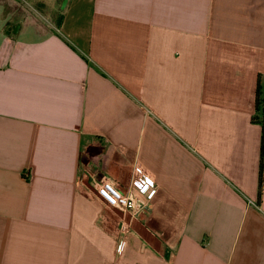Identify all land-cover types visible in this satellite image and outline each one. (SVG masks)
<instances>
[{
    "label": "crops",
    "instance_id": "0c3cea01",
    "mask_svg": "<svg viewBox=\"0 0 264 264\" xmlns=\"http://www.w3.org/2000/svg\"><path fill=\"white\" fill-rule=\"evenodd\" d=\"M63 2L7 35L0 0V264H264V0Z\"/></svg>",
    "mask_w": 264,
    "mask_h": 264
},
{
    "label": "rangeland",
    "instance_id": "374dc122",
    "mask_svg": "<svg viewBox=\"0 0 264 264\" xmlns=\"http://www.w3.org/2000/svg\"><path fill=\"white\" fill-rule=\"evenodd\" d=\"M5 3L8 24L15 27L22 24L25 27L36 28L40 35L53 33L60 20L62 0H54V4H45L44 0H2ZM3 23L0 17V25ZM28 29V28H25ZM20 37H24L23 33ZM25 37H30L29 33Z\"/></svg>",
    "mask_w": 264,
    "mask_h": 264
},
{
    "label": "built area",
    "instance_id": "2783aa9c",
    "mask_svg": "<svg viewBox=\"0 0 264 264\" xmlns=\"http://www.w3.org/2000/svg\"><path fill=\"white\" fill-rule=\"evenodd\" d=\"M82 176H85V171L82 173ZM261 176L264 178V172H262ZM134 186L140 194L145 195L148 199H151L155 194L154 183L139 167L135 171ZM96 193L98 198L109 207L120 209L131 214L136 210L134 199L124 195L111 181H102L97 184ZM122 231L124 230L122 229Z\"/></svg>",
    "mask_w": 264,
    "mask_h": 264
},
{
    "label": "trees",
    "instance_id": "16d2710c",
    "mask_svg": "<svg viewBox=\"0 0 264 264\" xmlns=\"http://www.w3.org/2000/svg\"><path fill=\"white\" fill-rule=\"evenodd\" d=\"M60 23H61V18L58 22L57 27L60 26ZM251 121L253 124L261 125L264 129V85L261 84L260 79L258 80V85L256 89L255 114L252 116ZM263 148H264V134L262 135V139H261V155L263 153ZM262 172H263L262 168L260 167V179L258 184V202L261 197Z\"/></svg>",
    "mask_w": 264,
    "mask_h": 264
},
{
    "label": "water",
    "instance_id": "95a60500",
    "mask_svg": "<svg viewBox=\"0 0 264 264\" xmlns=\"http://www.w3.org/2000/svg\"><path fill=\"white\" fill-rule=\"evenodd\" d=\"M65 3H66V0H64L63 6L65 5ZM19 28H20V25H16L14 28L10 27L7 29L6 34L7 35H10V34L16 35L18 33Z\"/></svg>",
    "mask_w": 264,
    "mask_h": 264
}]
</instances>
